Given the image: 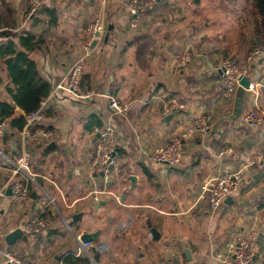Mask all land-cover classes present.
I'll list each match as a JSON object with an SVG mask.
<instances>
[{
  "label": "crops",
  "instance_id": "0c3cea01",
  "mask_svg": "<svg viewBox=\"0 0 264 264\" xmlns=\"http://www.w3.org/2000/svg\"><path fill=\"white\" fill-rule=\"evenodd\" d=\"M126 1L41 0L40 9L26 20V0H0V43L10 37L17 41L24 32L39 39L29 56L51 85L42 123L57 132L53 146L32 150L29 172L21 177L27 198L13 201L10 187L0 197V264L5 249L33 256L39 264H58L68 253L88 254L93 264H225L229 244L251 231L257 239L250 264H264V170L248 165L264 147V125L254 129L243 118L251 108L264 110L259 60L264 41L254 22L245 32L236 14L240 9L209 0H157L147 18L130 28ZM98 15L105 32L82 63V89L88 96L52 93L56 83L66 82L68 67L82 54L83 29ZM253 47L259 52L249 58ZM178 55L184 64L176 70ZM226 56L248 66L253 87L243 90L240 101L236 93L229 99L221 95L218 65ZM0 76V100L10 102L5 89L10 82L1 65ZM110 94L134 107L114 113ZM169 98L182 108L165 119L162 108ZM14 110L22 113L17 106ZM202 115L211 118V129L187 133L179 164L150 162L153 148L187 131ZM95 121L114 123L118 145V167L106 184L111 195L99 202L89 195L94 185L103 188L89 168ZM19 132L3 121V154L22 149ZM232 170L242 172L238 190L210 210L207 199H197L201 184ZM9 177L8 167L0 165V186ZM37 214L48 217L45 230L23 231L7 244L6 234ZM83 233L96 235L78 253L75 235Z\"/></svg>",
  "mask_w": 264,
  "mask_h": 264
},
{
  "label": "built area",
  "instance_id": "2783aa9c",
  "mask_svg": "<svg viewBox=\"0 0 264 264\" xmlns=\"http://www.w3.org/2000/svg\"><path fill=\"white\" fill-rule=\"evenodd\" d=\"M27 10L25 18L30 19L41 7V0H26ZM157 0H127L126 9L130 20L129 27L135 28L141 21L148 16V10ZM1 30V29H0ZM105 32V21L102 15L92 18L84 27L82 32V54L73 62L66 72V82H58L52 89V93L62 90L77 98L88 96V92L81 88L83 77L82 63L92 52L95 44L103 37ZM259 49L253 47L250 57L258 54ZM260 68L264 72V55L259 59ZM184 64L183 56L178 55L173 68L178 70ZM219 80L221 83V95L225 99L233 97L240 87V80L247 76L248 66L240 67L238 61L233 56H226L221 59L219 65ZM253 87L250 82L249 89ZM46 101L43 99L39 106L24 115L25 124L19 132V139L22 149L12 156L3 154L0 151V165H6L10 171V177L7 182L0 186V197L5 196L6 188L10 187V196L13 201L21 202L28 196V191L21 180L29 172V161L32 157V150L40 149L54 141L57 137L55 129L48 128L42 123L44 119V107ZM108 104L116 114L128 112L134 107L132 101H126L116 95H108ZM182 108V104L174 98H169L163 105L162 115L172 114ZM244 120L251 128H259L264 125V110L255 107L247 110L244 114ZM211 118L208 115L198 116L194 119L187 131L172 135L168 141L160 146L153 148L149 153V160L155 165L173 167L180 163L182 158V141L188 132L197 131L207 133L211 129ZM3 128V121L0 122V132ZM99 134L93 144V152L90 160V172L94 176H100L103 188H97L95 185L89 193L92 200L99 202L111 193L106 189L109 176L117 170V138L116 127L112 121L104 123L96 129ZM224 149L222 152L226 151ZM249 166L259 170H264V147L255 154L248 163ZM74 172L79 174V168ZM241 170L226 171L212 178V180L201 184L197 199H207L210 210H217L225 199L234 194L241 182ZM49 219L44 214H37L29 218L23 225L22 230L26 233H40L47 227ZM75 238L79 244L78 253H82L91 246L90 241H82L81 234H76ZM255 232L241 234L237 239L229 244L228 256L224 260L225 264H250L256 250ZM87 256H89L87 254ZM2 264H39L38 260L30 255L19 254L13 250L5 249L1 252ZM58 264H67L59 261Z\"/></svg>",
  "mask_w": 264,
  "mask_h": 264
},
{
  "label": "trees",
  "instance_id": "16d2710c",
  "mask_svg": "<svg viewBox=\"0 0 264 264\" xmlns=\"http://www.w3.org/2000/svg\"><path fill=\"white\" fill-rule=\"evenodd\" d=\"M193 1L198 3L199 0ZM247 7L254 16L255 33L264 41V0H244L243 9ZM39 44V39L28 32L22 33L17 41L10 37L0 43V65L4 66L6 78L10 82L5 89L11 100H0V122L7 121L15 130L22 129L25 124L24 115L37 108L51 90L50 83L40 75L35 61L29 56V51ZM15 106L22 113H16ZM94 125L101 127L99 121H95ZM93 258L96 259L95 252ZM63 261L67 264H93L89 256L73 253L66 254Z\"/></svg>",
  "mask_w": 264,
  "mask_h": 264
},
{
  "label": "water",
  "instance_id": "95a60500",
  "mask_svg": "<svg viewBox=\"0 0 264 264\" xmlns=\"http://www.w3.org/2000/svg\"><path fill=\"white\" fill-rule=\"evenodd\" d=\"M249 84H250V79L248 78V76H244L241 78L240 80V87L237 89L236 91V95H237V100H241L242 99V94H243V90L244 89H249ZM170 117H172V114H169L165 117V119H169ZM98 133H97V137H98ZM54 142L49 143L46 147H50L53 146ZM131 182H134V177H131ZM7 194H10V188H7ZM230 197H227L225 200L228 201L230 200ZM100 203H103V201H101ZM79 216V214L77 216H74V218H77ZM96 233H83L81 235V240L86 242V241H91L94 237H95ZM23 236V230L21 228H15L13 230H11L10 232H8L5 236V241L7 242V244H12L16 239L20 238Z\"/></svg>",
  "mask_w": 264,
  "mask_h": 264
},
{
  "label": "rangeland",
  "instance_id": "374dc122",
  "mask_svg": "<svg viewBox=\"0 0 264 264\" xmlns=\"http://www.w3.org/2000/svg\"><path fill=\"white\" fill-rule=\"evenodd\" d=\"M213 1L209 0L211 5H214V6H218V5H220V7L221 6H229V7L240 9L241 12H236L237 16L239 17L238 22L243 27L245 32H248L251 30L250 28L253 25L252 22H254V16H253V14H251V11L249 10L248 7L244 10L239 8L242 5V2H243L242 0H213ZM250 33H252V32H250ZM57 207H58V203H57ZM51 209H53L52 206H51Z\"/></svg>",
  "mask_w": 264,
  "mask_h": 264
}]
</instances>
